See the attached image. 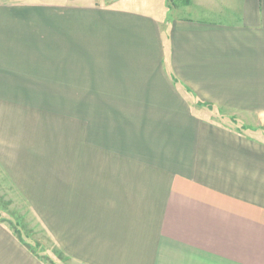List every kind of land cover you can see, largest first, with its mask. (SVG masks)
<instances>
[{"label": "crops", "instance_id": "1", "mask_svg": "<svg viewBox=\"0 0 264 264\" xmlns=\"http://www.w3.org/2000/svg\"><path fill=\"white\" fill-rule=\"evenodd\" d=\"M148 4L0 0V167L77 264H264V0ZM41 95L104 102L61 152ZM0 264L46 263L1 219Z\"/></svg>", "mask_w": 264, "mask_h": 264}, {"label": "rangeland", "instance_id": "2", "mask_svg": "<svg viewBox=\"0 0 264 264\" xmlns=\"http://www.w3.org/2000/svg\"><path fill=\"white\" fill-rule=\"evenodd\" d=\"M119 3L127 4L128 6L138 8L145 7V2L149 4L146 8L152 6V0H116ZM175 2V0H174ZM181 0H176L173 5V14H177L180 10H176L181 6ZM188 11L190 15L201 16L204 13L202 9L191 8ZM203 12V13H202ZM180 13V12H179ZM20 98L21 97H15ZM104 97L99 96H33L25 97L26 102L39 103L47 108L43 110L41 117L37 121L34 119L33 127H26V134L29 136L39 137V135L46 134L48 140L52 143V151L64 150V133L66 123L64 121L65 108L72 104L78 105L81 102L95 104L103 103ZM107 101L105 100V103ZM213 117L218 120H233L238 121L237 125L242 126L243 122L237 119V116L232 112L219 111L214 112ZM36 121V122H35ZM242 124H241V123ZM244 125V124H243ZM21 129V128H20ZM264 130V129H261ZM42 134H41V133ZM42 138V136H41ZM44 139V138H42ZM4 220L9 228L17 234L22 242L34 252L46 264H77L72 262L64 255L62 251L51 241L44 230L36 223L34 215L32 214L27 202L19 194L9 178L6 176L0 167V220ZM17 231V232H16Z\"/></svg>", "mask_w": 264, "mask_h": 264}, {"label": "trees", "instance_id": "3", "mask_svg": "<svg viewBox=\"0 0 264 264\" xmlns=\"http://www.w3.org/2000/svg\"><path fill=\"white\" fill-rule=\"evenodd\" d=\"M168 1V5L169 6H173V5H175V2H176V0H175V2H174V0H167ZM181 4H186L187 2H188V0H181ZM17 232V231H16ZM17 235H18V237L20 238V236H19V233L17 232ZM21 239V238H20Z\"/></svg>", "mask_w": 264, "mask_h": 264}]
</instances>
